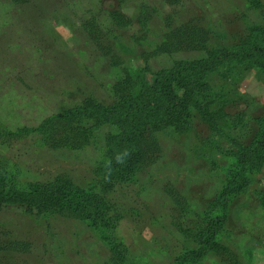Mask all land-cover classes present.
Here are the masks:
<instances>
[{"label": "rangeland", "instance_id": "374dc122", "mask_svg": "<svg viewBox=\"0 0 264 264\" xmlns=\"http://www.w3.org/2000/svg\"><path fill=\"white\" fill-rule=\"evenodd\" d=\"M177 4L172 9L164 0H32L15 6L0 0L2 125L35 126L89 94L110 102V85L121 72L140 68L142 57L166 42L175 28L187 29L185 23L204 30L207 48L180 51L151 64L205 57L264 30V0ZM109 13L120 14L132 26L116 27ZM109 30V39H96ZM209 78L212 87L224 92L221 108L194 112L183 131L165 128L154 134L159 149L154 163L137 184L108 195L121 215L117 230L96 231L74 218L4 205L0 264H179L203 249L202 233L221 215L225 220L213 248L205 247L196 264H264V161L226 209L216 205L235 164L233 140L242 147L251 144L256 120L264 117V73L237 64ZM97 157L94 147L63 152L29 140L12 141L0 143V159L9 161L13 172L6 174L1 166L0 172L18 182L13 191L56 176L86 187L98 180L92 170Z\"/></svg>", "mask_w": 264, "mask_h": 264}, {"label": "trees", "instance_id": "16d2710c", "mask_svg": "<svg viewBox=\"0 0 264 264\" xmlns=\"http://www.w3.org/2000/svg\"><path fill=\"white\" fill-rule=\"evenodd\" d=\"M10 1L17 6L32 0ZM164 2L174 9L179 0ZM109 17L118 28L132 26L118 13H109ZM185 25L187 29L175 28L166 42L147 52L140 68L121 72L120 78L110 85V102L89 94L76 105L43 118L35 126L8 129L0 121L3 146L12 141L29 140L50 151L79 152L94 147L98 153L92 169L98 180L86 187L77 185L69 177L56 176L51 182H29L25 189L13 191L12 187L18 182H9L0 172V209L4 205L24 206L37 215L83 221L96 231L117 230L121 215L108 201V195L116 188L137 184L154 163L159 149L153 135L165 128L183 131L194 112L202 114L211 107L221 108L220 97L224 92L210 85L209 76L237 64L264 73V30L237 46L215 53L211 50L205 57L172 59L167 65L151 64L159 62L160 57H172L180 51L191 53L207 48L202 43L207 38L204 30L188 23ZM188 30L192 35L187 34ZM110 31L99 33L96 39H101L102 35L109 39ZM256 125L257 135L248 146L242 147L233 140L235 164L227 172L226 187L216 199V205L221 209H226L233 197L245 191L250 175L263 164L264 117L258 118ZM0 166L6 174L13 172L5 159H0ZM8 193L16 198H10ZM224 220V215L218 216L216 223L205 229L199 239L203 249L188 254L179 264H196L206 248H213L218 226ZM110 243L114 244L113 241Z\"/></svg>", "mask_w": 264, "mask_h": 264}]
</instances>
